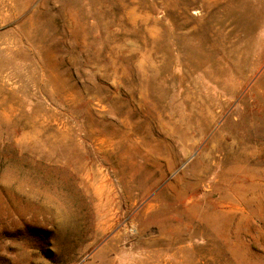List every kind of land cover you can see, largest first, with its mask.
Here are the masks:
<instances>
[{
    "label": "rangeland",
    "instance_id": "obj_1",
    "mask_svg": "<svg viewBox=\"0 0 264 264\" xmlns=\"http://www.w3.org/2000/svg\"><path fill=\"white\" fill-rule=\"evenodd\" d=\"M0 264H264V0H0Z\"/></svg>",
    "mask_w": 264,
    "mask_h": 264
}]
</instances>
